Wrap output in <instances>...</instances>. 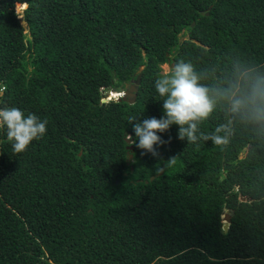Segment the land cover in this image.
Returning <instances> with one entry per match:
<instances>
[{
  "label": "trees",
  "instance_id": "obj_1",
  "mask_svg": "<svg viewBox=\"0 0 264 264\" xmlns=\"http://www.w3.org/2000/svg\"><path fill=\"white\" fill-rule=\"evenodd\" d=\"M179 61L214 101L198 137L227 142L172 125L142 154ZM137 74L133 103L104 99ZM258 81L264 0H0V109L47 121L19 154L0 128V264H264V119L229 100Z\"/></svg>",
  "mask_w": 264,
  "mask_h": 264
},
{
  "label": "clouds",
  "instance_id": "obj_2",
  "mask_svg": "<svg viewBox=\"0 0 264 264\" xmlns=\"http://www.w3.org/2000/svg\"><path fill=\"white\" fill-rule=\"evenodd\" d=\"M155 89L159 96L164 98V115L159 119L151 117L132 125L136 137L133 143L143 150L142 154L148 153L157 157V147L165 143L158 133L167 132L172 125L178 126V139L186 138L189 143H196L198 138L211 139L217 145L227 142L226 138L215 134L209 136L200 133L199 137L197 135L198 124L209 117L214 101L209 97V89L198 84V76L190 63L179 61L171 66L155 81ZM124 91L119 94L120 97L124 95ZM113 92L108 93L106 97ZM229 100L234 113L248 115L254 120L264 119V81L252 84L246 95L233 93ZM46 125V120L42 121L32 113L25 116L18 108L0 109V128H6L7 139L11 142L14 153L25 152L32 141L41 139L47 131ZM219 131L220 129H217V132ZM128 137L131 139V136ZM167 163L174 164L175 157L170 158Z\"/></svg>",
  "mask_w": 264,
  "mask_h": 264
},
{
  "label": "water",
  "instance_id": "obj_3",
  "mask_svg": "<svg viewBox=\"0 0 264 264\" xmlns=\"http://www.w3.org/2000/svg\"><path fill=\"white\" fill-rule=\"evenodd\" d=\"M26 6V4H25ZM210 9V7H209ZM21 24L22 26L25 28L26 26V23L24 20H21ZM193 25V24H192ZM140 78H141V75L140 74H137V77L132 80V82L129 84L128 86V90H125L124 91V95L121 97L123 100H126L128 101L129 103H133L136 99V93H137V90H138V85L140 83ZM127 142H129L130 140L129 139H126ZM127 149L128 150H131L132 149V145L130 146H127ZM132 159V154H129L128 155V160H131ZM162 174V171H159L156 175H153L150 177V179H153L154 176H158V175H161ZM121 182L123 181V177L120 176L119 180H116L115 182L118 183V182ZM230 214L229 213H224L223 214V217H222V226L220 228V232H221V236L222 238H224L225 234H226V231L229 227V220H230Z\"/></svg>",
  "mask_w": 264,
  "mask_h": 264
},
{
  "label": "rangeland",
  "instance_id": "obj_4",
  "mask_svg": "<svg viewBox=\"0 0 264 264\" xmlns=\"http://www.w3.org/2000/svg\"><path fill=\"white\" fill-rule=\"evenodd\" d=\"M15 8H16L17 12L19 13V17H21V15H22V11H23L24 7H23L22 5L16 4V5H15ZM25 36H26V35H25ZM161 68H162L163 73H165V72H167V71L169 70L170 65H168V64H163V65H161ZM123 91H124V90H123ZM123 91H120V93L114 91L113 93H116L117 96H113V95L110 94V96L105 97L104 99H105V100H109V97H112L113 99H117L118 97H120L119 94H122ZM0 93H1V88H0Z\"/></svg>",
  "mask_w": 264,
  "mask_h": 264
},
{
  "label": "bare ground",
  "instance_id": "obj_5",
  "mask_svg": "<svg viewBox=\"0 0 264 264\" xmlns=\"http://www.w3.org/2000/svg\"><path fill=\"white\" fill-rule=\"evenodd\" d=\"M115 94V93H114ZM114 94H113V96H114Z\"/></svg>",
  "mask_w": 264,
  "mask_h": 264
}]
</instances>
